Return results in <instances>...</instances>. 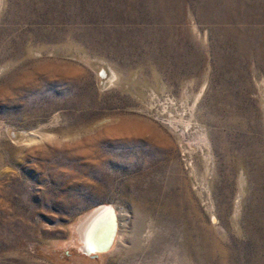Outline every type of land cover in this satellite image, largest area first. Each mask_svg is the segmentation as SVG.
I'll list each match as a JSON object with an SVG mask.
<instances>
[{
    "label": "rangeland",
    "instance_id": "obj_1",
    "mask_svg": "<svg viewBox=\"0 0 264 264\" xmlns=\"http://www.w3.org/2000/svg\"><path fill=\"white\" fill-rule=\"evenodd\" d=\"M0 264H264V0H0Z\"/></svg>",
    "mask_w": 264,
    "mask_h": 264
},
{
    "label": "bare ground",
    "instance_id": "obj_2",
    "mask_svg": "<svg viewBox=\"0 0 264 264\" xmlns=\"http://www.w3.org/2000/svg\"><path fill=\"white\" fill-rule=\"evenodd\" d=\"M103 76V82L105 84H111L116 80V75L113 72H107L104 70L101 72ZM136 123L132 121H123L122 124L116 126L121 131L133 130L137 127ZM153 130V129H152ZM14 134V133H12ZM18 136V140L22 141H32L34 139L33 134H15ZM117 208L108 203H100L97 206L91 208L84 212L72 226L73 228V243L76 248L82 253L92 252V249L95 246L102 245L108 243L111 233L108 232L109 225L111 223V219L114 218V215L117 218V232L115 238L112 242V245L109 249L114 245L116 237L120 235L122 229L121 223V215L118 212ZM212 214V213H211ZM74 246V247H75ZM108 249V250H109ZM107 250V251H108ZM103 253L97 252V255H101Z\"/></svg>",
    "mask_w": 264,
    "mask_h": 264
},
{
    "label": "water",
    "instance_id": "obj_3",
    "mask_svg": "<svg viewBox=\"0 0 264 264\" xmlns=\"http://www.w3.org/2000/svg\"><path fill=\"white\" fill-rule=\"evenodd\" d=\"M117 218L116 216L114 215V218L111 219V223L109 225V230L108 232L111 233V236L109 238V241L107 244H105L104 246L102 245H99V246H95L93 249H92V252L90 253H87V252H82L84 255H87V256H90V257H97V252L99 253H105L107 252V250L110 248V246L112 245V242L115 238V235H116V232H117Z\"/></svg>",
    "mask_w": 264,
    "mask_h": 264
}]
</instances>
